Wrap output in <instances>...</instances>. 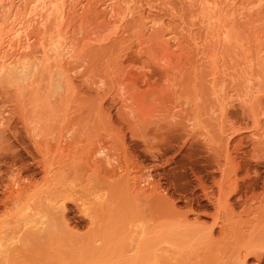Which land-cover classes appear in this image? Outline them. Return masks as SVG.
<instances>
[{"label": "bare ground", "instance_id": "obj_1", "mask_svg": "<svg viewBox=\"0 0 264 264\" xmlns=\"http://www.w3.org/2000/svg\"><path fill=\"white\" fill-rule=\"evenodd\" d=\"M125 53L159 60L166 84L140 77L149 105L170 89L176 99L163 106L182 112V125L205 107L216 127L202 139L209 177L195 171L199 193L175 196L143 175L116 184L50 179L53 163L39 159L47 183L30 192L27 181L0 168V264H264V168L242 167L244 135L234 138L227 124L236 99L258 124L253 145L264 157V122L254 113L264 105V0H0V86L41 155L51 143L42 140L51 133L43 129L54 130L58 149L72 141L79 98L73 62ZM91 83L95 92L87 94L102 95L104 81ZM98 126L87 153L100 174L113 156L105 121ZM14 161L0 154V164ZM68 201L86 218V230H79L83 218L68 215Z\"/></svg>", "mask_w": 264, "mask_h": 264}, {"label": "rangeland", "instance_id": "obj_2", "mask_svg": "<svg viewBox=\"0 0 264 264\" xmlns=\"http://www.w3.org/2000/svg\"><path fill=\"white\" fill-rule=\"evenodd\" d=\"M79 61L84 62L81 67H79ZM158 61L154 57H140L130 53L121 56L107 54L100 57L77 58L73 64L76 62L78 65L71 73L77 84L76 88H78L77 91L74 90V94L79 98L74 103V110L71 109L74 116V133L66 140L72 141L67 143L66 149H58L54 139L56 134L54 130L52 128L43 129V135L46 131L51 133L44 135L42 140L46 142L47 139L51 143L46 145L49 148H46L42 155L36 150L35 141L27 135L23 123L17 119V114L11 111L13 101H10L11 95L7 87L0 86V111H4L2 114L5 116V124L0 125V154L7 161L15 159L12 166L0 164L1 173L5 175L4 171H6L24 182L27 181V189L30 192L36 191L38 190L37 184L47 183L40 159L44 165L53 163L49 176L50 179L56 178L58 181L77 182L81 180V177H87L91 183L116 184L125 182L128 178L143 175V179L150 177V179L159 180L162 185L169 187L175 196H178L180 192L188 196L199 193L195 188L194 172H202L207 178L211 173L209 170L210 153L203 148L202 139L204 135L214 134L216 127L212 126L205 107L201 109L202 112L200 111L202 115L198 112L199 116H197L195 112H192L190 125L188 123L182 125L180 123L182 112L174 115V112H177L176 108L167 110L163 106L168 98L176 99L174 94L168 96L170 89H160L153 104L149 105L147 96L141 91L145 84L140 81V77L145 73L151 80L166 84L167 82L157 70ZM99 78L104 81L103 87L100 88L104 91L103 94L98 95L99 97L87 94V91L95 92V87L91 85L93 84L91 82ZM47 90L51 89L45 91ZM51 93L53 92H47L46 95ZM124 96L126 99H123ZM198 100L202 102L201 98ZM233 102L235 104L230 105L227 124L229 130L235 129L234 138L244 135L240 154L245 153L246 155L242 157L238 154L239 163L242 167L246 165L252 169L255 167L263 169L264 157L253 145V141L258 136L252 134V131L257 129L258 124L255 125L254 119L247 111H243L236 99ZM262 105L254 107V113L257 112L256 117L260 123L264 122V105L262 109L260 108ZM102 106L104 112L100 113L99 107ZM147 108L150 109V113L145 116L144 112ZM144 117L147 118L146 122H143ZM104 121L105 140L108 151L113 156V165L104 164L107 169L104 168V171L99 174L91 168L92 162L87 151L98 141L100 132L98 124ZM145 131H148L147 136L144 135ZM261 145L264 146V143ZM21 162L27 164L28 168H23L20 165ZM84 167L87 170L85 174L80 175ZM240 173H243V170H240ZM184 201L183 197L178 199V203L183 204ZM200 203H205V200L201 199ZM67 204L70 208L68 215L76 219L83 218L79 230H86L87 220L82 217L76 204L73 201H68ZM0 207H2L1 204ZM242 218L241 222L237 220L241 224L246 221L245 219L242 221ZM244 224L246 225V223L242 225ZM252 259V256L247 257L248 261Z\"/></svg>", "mask_w": 264, "mask_h": 264}]
</instances>
